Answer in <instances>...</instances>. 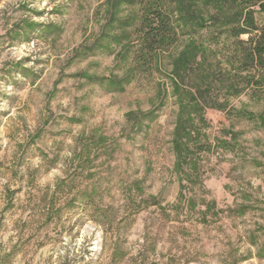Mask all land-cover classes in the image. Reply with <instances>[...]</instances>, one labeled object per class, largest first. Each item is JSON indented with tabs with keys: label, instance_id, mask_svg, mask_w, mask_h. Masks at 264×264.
Wrapping results in <instances>:
<instances>
[{
	"label": "rangeland",
	"instance_id": "rangeland-1",
	"mask_svg": "<svg viewBox=\"0 0 264 264\" xmlns=\"http://www.w3.org/2000/svg\"><path fill=\"white\" fill-rule=\"evenodd\" d=\"M208 1L0 0V264H264V58Z\"/></svg>",
	"mask_w": 264,
	"mask_h": 264
},
{
	"label": "trees",
	"instance_id": "trees-1",
	"mask_svg": "<svg viewBox=\"0 0 264 264\" xmlns=\"http://www.w3.org/2000/svg\"><path fill=\"white\" fill-rule=\"evenodd\" d=\"M208 3L217 14L229 11L228 14L234 16L235 24L226 33L233 41L235 61L248 71L261 65L264 58V25L257 22L253 8L258 6L259 12L264 14V0H209ZM141 17L136 32L139 45L133 62L136 70L145 72L152 70L156 61L174 49L181 34L159 3L143 7ZM242 36H248V39L242 40ZM183 153L184 149L179 151L178 157Z\"/></svg>",
	"mask_w": 264,
	"mask_h": 264
}]
</instances>
